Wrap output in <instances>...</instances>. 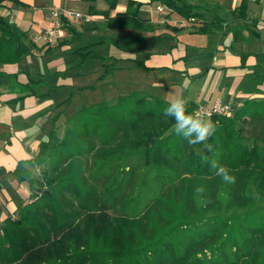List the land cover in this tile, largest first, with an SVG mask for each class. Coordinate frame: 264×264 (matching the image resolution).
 <instances>
[{
  "label": "trees",
  "instance_id": "obj_1",
  "mask_svg": "<svg viewBox=\"0 0 264 264\" xmlns=\"http://www.w3.org/2000/svg\"><path fill=\"white\" fill-rule=\"evenodd\" d=\"M148 1L189 21L198 16L184 0ZM138 7L130 0L108 27L142 25ZM208 25L201 31L218 27ZM19 40L0 17V57H21ZM167 105L132 93L81 107L61 138L55 115L32 161L39 177L21 178L31 201L0 225V264H264V100L211 117L216 131L208 155L230 170L234 184L201 161L202 145L169 133Z\"/></svg>",
  "mask_w": 264,
  "mask_h": 264
},
{
  "label": "crops",
  "instance_id": "obj_2",
  "mask_svg": "<svg viewBox=\"0 0 264 264\" xmlns=\"http://www.w3.org/2000/svg\"><path fill=\"white\" fill-rule=\"evenodd\" d=\"M129 1L0 0V17L16 29L26 51L17 59L11 52L0 57V225L15 219L18 209L31 201L29 182L21 178L36 177L34 171L39 169L32 161L38 147L47 141L55 115H59L58 134L66 111L51 100L53 88L47 81L64 72V52L88 30L115 32L121 41L140 46L135 56L123 53L121 57L143 61V78L149 83L143 95L167 103L183 97L194 108L219 101L234 110L246 100H264L262 0H184L198 14L196 23L167 7L156 13L161 5L157 2L132 0L139 4L136 20L142 25L132 22L109 28L108 21L123 14ZM51 6L90 15L93 21L66 23L63 40L49 48L34 37L50 28ZM160 19L165 22L158 23ZM214 21L216 29L201 31Z\"/></svg>",
  "mask_w": 264,
  "mask_h": 264
},
{
  "label": "rangeland",
  "instance_id": "obj_3",
  "mask_svg": "<svg viewBox=\"0 0 264 264\" xmlns=\"http://www.w3.org/2000/svg\"><path fill=\"white\" fill-rule=\"evenodd\" d=\"M89 44L94 46L89 47ZM70 46L71 48L64 52V72L52 76L47 81V85L53 88L50 93L51 100L55 104L62 105V109H66L58 129L59 137H62L64 133L67 119L79 108L103 101L110 102L132 93L144 94L149 88V83L146 78H143V73H146L145 68L137 66L130 59L125 60L121 57L123 53L135 56L139 52L140 46L131 40L121 41V36L105 29L88 30ZM112 62H116L114 69L106 71L104 66ZM228 108L229 114L217 116L229 117L237 109L234 110L230 106ZM39 171H34L36 177H39Z\"/></svg>",
  "mask_w": 264,
  "mask_h": 264
},
{
  "label": "clouds",
  "instance_id": "obj_4",
  "mask_svg": "<svg viewBox=\"0 0 264 264\" xmlns=\"http://www.w3.org/2000/svg\"><path fill=\"white\" fill-rule=\"evenodd\" d=\"M163 115L174 121L169 133L182 137L190 146L202 145L203 147L198 149L196 153L201 161L208 164L209 168L221 178L223 183H235L236 178L230 175V170L221 165L217 159L208 155V153L213 152V146L208 143V140L216 131V124L209 116L200 111L189 112L187 102L183 97L172 99L163 109ZM196 192L203 196L205 188L198 186ZM199 202H203V200L201 199Z\"/></svg>",
  "mask_w": 264,
  "mask_h": 264
},
{
  "label": "built area",
  "instance_id": "obj_5",
  "mask_svg": "<svg viewBox=\"0 0 264 264\" xmlns=\"http://www.w3.org/2000/svg\"><path fill=\"white\" fill-rule=\"evenodd\" d=\"M264 2V0H262ZM166 9L165 6L157 5L156 13L160 14ZM50 28L41 31L35 35L34 41H40L43 45L53 48L56 47L64 38L66 31V23H89L93 21V17L90 15H83L78 12L62 11L54 6L48 8ZM164 19H160L158 23H164ZM198 20L192 18L189 23H196ZM229 108L216 101L211 107L197 106L194 111H200L207 116L212 115H226L229 114Z\"/></svg>",
  "mask_w": 264,
  "mask_h": 264
}]
</instances>
